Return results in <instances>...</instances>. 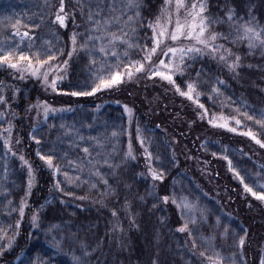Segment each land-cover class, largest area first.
I'll list each match as a JSON object with an SVG mask.
<instances>
[{
  "label": "trees",
  "instance_id": "obj_1",
  "mask_svg": "<svg viewBox=\"0 0 264 264\" xmlns=\"http://www.w3.org/2000/svg\"><path fill=\"white\" fill-rule=\"evenodd\" d=\"M204 2L205 15L218 21L209 31L223 34L210 43L223 49L188 53L183 73L170 71L173 84L153 75L163 68L159 60L179 62V55H163L167 48L204 46L186 36L161 37L151 65L141 48L154 47L149 24L157 17L164 24L162 12L171 13L168 30H174L175 0L173 6L137 0L136 10L124 6L127 0H63V13L61 0H0V55L11 52L12 63L24 64L29 61L20 56L31 57L35 66L44 60L56 78L55 89L39 79H15L0 61V94L9 92L7 104L0 103V264L264 261V200L245 188L264 191V146L247 135L264 143V48L236 39L245 22L264 28V0ZM57 14L65 16L64 25ZM129 16L134 19L126 25ZM105 17H119L108 31L127 32L132 47L109 45L106 34L95 31ZM179 20L191 17L182 9ZM101 46L117 55L105 56ZM224 49L231 50L227 62L219 59ZM235 56L233 71L228 65ZM135 61L144 70L127 67ZM117 71L120 83L72 94L92 92L99 77ZM189 83L195 85L191 99L180 94ZM43 105L53 112L42 115ZM42 156H51L55 167ZM185 223L188 229L179 231Z\"/></svg>",
  "mask_w": 264,
  "mask_h": 264
},
{
  "label": "snow or ice",
  "instance_id": "obj_2",
  "mask_svg": "<svg viewBox=\"0 0 264 264\" xmlns=\"http://www.w3.org/2000/svg\"><path fill=\"white\" fill-rule=\"evenodd\" d=\"M165 3L169 6H173V0H165ZM126 8H128L129 10H136L139 8V4L137 3V0H127L126 5H124ZM99 7V6H97ZM174 8L176 11V15H177V19L175 20V27L173 31H169L168 30V25L173 24V19H172V15L171 13H165L162 12V16H164L165 18V23L162 24L161 23V18L157 17L155 23H150L149 27L152 28L153 33H154V37H153V44L154 47L152 48H148L147 45H144L141 48V51L144 52V56H143V60L145 62H147L149 65H151V61H152V57L156 54L157 49L160 47V44L162 43L161 37L164 38H170L172 41H177L179 40V38L181 36H186L189 39H194L197 44L199 45H203L204 47H189V48H174V47H169L167 48V51L163 53L164 56H168L169 53L173 54V57H175V54L177 52L180 53V57H179V62H173L170 64H166L164 62V60H159V66H162L163 69L165 71H155L153 72V75H158L160 77H162L163 79L175 84V81L173 79V76L171 74H168V70H171L172 72H177V73H183V67H184V56L187 55L188 53H201L203 52L205 49L210 50V52L212 54H216L220 49H223V45L220 46H215L213 43H210V41L214 42L216 41L219 37H222L223 34H218L215 32H210V26L213 22H218V21H214L213 19H210L209 16L205 15L206 9H207V4L204 2V0H200L199 3L192 2V3H186V0H175L174 3ZM184 10L187 12L188 16L191 17V22L190 23H181L179 20V15L181 10ZM83 11V10H82ZM113 12L116 11V9L113 7L112 9ZM64 12V3L63 0H61L60 3V13ZM136 16H139V12H136ZM90 20L92 19V13H89V17ZM56 21H58L61 25L65 24V16L64 15H60L57 14L55 17ZM134 17L129 16L128 20L125 21V24L127 25L129 22L133 21ZM227 19L228 21H233V14H232V10H229V12L227 13ZM113 20H116L117 22H119V17H112V18H108L105 17L102 20H98L95 22L94 28L95 31L97 32H102L104 34H106V36L108 37V44L109 45H115L117 41L124 43V44H128L129 47H132L133 45L125 40L124 38L128 36L127 32H122L121 35H117L115 32H109V26L113 23ZM236 31L238 33V35L236 36L237 40H241V41H246L248 44V47L250 49L252 48H264V28H261L259 31L257 30L256 27H253L251 25L250 22H245V24L240 25L239 27L236 28ZM17 35H21L19 32H17ZM23 35H28L27 33H24ZM76 38H77V34L73 33L72 34V43H73V51H75V45H76ZM105 38V36H96L94 39H98V40H103ZM89 39H93V37H89ZM87 44H82L81 48H87ZM99 52L103 53L105 56L111 54L113 56H116L117 53L115 51L109 52L105 49L104 46H101L99 48ZM224 52L227 53V55L221 54L219 56V59L221 61H225L227 62L228 56L231 55V50L230 49H224ZM126 55V53H125ZM11 57H12V53L9 52L6 55H0V61L7 63L8 66H10L11 68H20V65L18 63H12L11 62ZM21 61H29V63L26 65L25 69L26 71H30L32 75H38L40 68L39 67H34L33 64L31 63V57H27L24 55H21L19 58ZM53 59L52 56H48V60ZM239 60L240 57L239 56H235L234 58V62L229 64L228 67L231 70H235L238 66H239ZM93 64H95V60L91 61ZM38 63L40 65V67H43V65L46 63V61L44 60H39L38 59ZM127 67L131 68V67H135V70L137 72L144 70L145 68V64L141 63L139 61H135L133 62L132 65H128ZM128 78L130 79L133 75V73L131 71H128L127 73ZM199 75V74H197ZM60 77H57V79H59ZM47 73L44 74V80L47 83ZM121 74L120 72H115L114 74L109 73V77L107 79H105L104 77H99V83L92 89V92H74L72 93L73 95H91L93 92L99 91L101 89H106V88H110L113 85H116L118 83L121 82ZM52 88L55 89L56 87V82L55 80L52 81L51 84ZM187 89L188 91L186 92H181V95L187 96L190 99L192 98V93L195 90V85L194 84H187ZM177 91H179V87L177 86ZM0 103H6V100L3 96H0ZM201 107H203V105H201ZM54 110V109H53ZM129 112L131 111L130 109L128 110ZM237 123H239V121H237ZM226 126V125H225ZM235 129H233L234 131ZM113 135H115V133H113ZM247 135L252 136L253 140H256V142L258 144H261L262 146H264V143H262L260 140H258L256 138L255 135H253L251 132L247 133ZM33 139L35 140V137H33ZM37 143H39V141H37ZM141 143H143V141L141 140ZM131 147V146H130ZM85 152H88V149L85 148L84 149ZM129 156L132 155L131 150H129L128 153ZM150 155V154H149ZM20 159L22 161H24V157L21 156ZM41 159L45 160L48 164L49 167H55L52 163V157L51 156H42ZM24 163H27V161H24ZM30 168V166H29ZM57 171H59V169H56ZM150 171H152V176L154 179H163L162 175H159L157 172L153 171L150 169ZM105 183H107V181H105ZM31 187V180H29V188ZM245 188L248 192H251L253 196H256L258 199L264 200V191H261L259 193L254 192L251 188H249L247 185H245ZM169 198L167 196L163 197V200L165 202H167ZM175 202V201H173ZM20 214L21 216H23V207L20 209ZM115 215V213H113ZM35 221V217L33 218ZM188 229V224L185 223L183 227H181L179 229V231L183 232L185 230ZM239 244L242 246L244 244V239L240 238L239 240ZM9 247H11V241H9ZM201 255H204L203 253H201ZM209 260V264H222V262L218 261V260H214L212 257L208 258ZM261 264H264V261L261 262Z\"/></svg>",
  "mask_w": 264,
  "mask_h": 264
},
{
  "label": "rangeland",
  "instance_id": "obj_3",
  "mask_svg": "<svg viewBox=\"0 0 264 264\" xmlns=\"http://www.w3.org/2000/svg\"><path fill=\"white\" fill-rule=\"evenodd\" d=\"M178 55L180 56L179 52H177L175 54V57L178 56ZM186 56H189V54L185 55L184 57H186ZM171 57H172V60L175 59V57H173L172 53H171ZM170 63H172V62H170ZM18 64L20 65V68H16V69L13 68V70H14V73L12 74L13 78L21 79V80H24V79H27V78L39 79L45 85L46 88H52V86H51L52 81L56 80L55 77L51 78V76L54 74L53 73L54 70L52 68L47 67V66L40 67L39 65L38 66L33 65L34 67H39L40 68L39 74L34 76V75L31 74L30 71L23 70V69H25L27 64H24V63H18ZM158 71H165V70L163 68H161ZM170 71L171 70H168V74H170ZM45 73H47V77H48L47 83L44 80V74ZM9 90L11 91V95L15 97L16 94H17V91L15 89H13L12 87H9ZM8 93L9 92H7V89H6V90L1 91V94H0V96H3L5 98L6 104H7ZM1 104H4V103H1ZM6 108H8V106ZM52 112L53 111H50L49 108H46L44 105H43V107H42V109L40 111V113L42 115H45V116L51 114ZM0 113H1L0 117L2 119H4L3 113L2 112H0ZM223 121L224 120H221L220 122L223 123L224 126L226 125L228 127L230 125V121H228V120H225L224 122Z\"/></svg>",
  "mask_w": 264,
  "mask_h": 264
}]
</instances>
